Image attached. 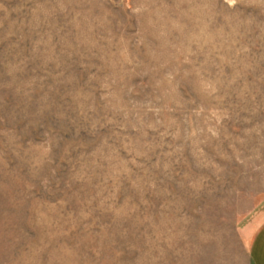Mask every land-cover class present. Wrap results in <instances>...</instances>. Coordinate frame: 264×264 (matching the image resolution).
I'll use <instances>...</instances> for the list:
<instances>
[{
  "label": "rangeland",
  "instance_id": "obj_1",
  "mask_svg": "<svg viewBox=\"0 0 264 264\" xmlns=\"http://www.w3.org/2000/svg\"><path fill=\"white\" fill-rule=\"evenodd\" d=\"M262 215L264 0H0V264H249Z\"/></svg>",
  "mask_w": 264,
  "mask_h": 264
},
{
  "label": "crops",
  "instance_id": "obj_2",
  "mask_svg": "<svg viewBox=\"0 0 264 264\" xmlns=\"http://www.w3.org/2000/svg\"><path fill=\"white\" fill-rule=\"evenodd\" d=\"M246 236L249 264H264V215L252 221V229L246 233Z\"/></svg>",
  "mask_w": 264,
  "mask_h": 264
}]
</instances>
